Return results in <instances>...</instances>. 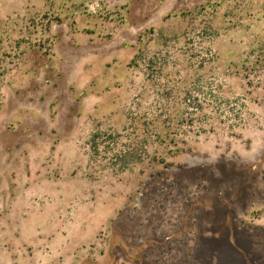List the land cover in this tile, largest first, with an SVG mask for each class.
<instances>
[{"label":"rangeland","instance_id":"obj_1","mask_svg":"<svg viewBox=\"0 0 264 264\" xmlns=\"http://www.w3.org/2000/svg\"><path fill=\"white\" fill-rule=\"evenodd\" d=\"M0 264H264V0H0Z\"/></svg>","mask_w":264,"mask_h":264}]
</instances>
